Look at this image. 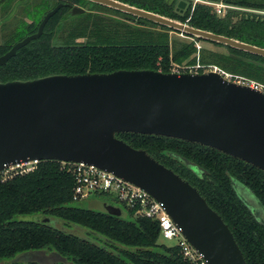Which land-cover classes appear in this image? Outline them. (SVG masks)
<instances>
[{
	"label": "trees",
	"instance_id": "obj_1",
	"mask_svg": "<svg viewBox=\"0 0 264 264\" xmlns=\"http://www.w3.org/2000/svg\"><path fill=\"white\" fill-rule=\"evenodd\" d=\"M119 1L264 48V0H210L232 6L223 16L212 6L193 5L191 0H184L182 11L177 10L180 0ZM58 3L67 5L49 18L43 33L0 66L1 82L119 69L166 73L172 62L194 63V41H202L170 39L168 33L173 30L167 27L87 0H0L2 23L14 20L0 43V55L36 32L44 14ZM71 6L84 12L72 14ZM214 45L227 54L212 52L206 57L264 84V57ZM116 137L145 150L196 187L232 232L246 264H264V220L257 218L241 196L248 190L264 216L262 170L217 149L177 138L130 132ZM2 174L0 171V264H46L13 261L30 250L53 252L58 256L54 264H187L177 246L159 241L155 221L133 217L131 211L119 217L74 204L69 164L42 160L28 172L12 173L5 179ZM96 198L110 202L104 194ZM30 215L57 218L76 231L27 219Z\"/></svg>",
	"mask_w": 264,
	"mask_h": 264
},
{
	"label": "water",
	"instance_id": "obj_2",
	"mask_svg": "<svg viewBox=\"0 0 264 264\" xmlns=\"http://www.w3.org/2000/svg\"><path fill=\"white\" fill-rule=\"evenodd\" d=\"M87 1L148 20L191 39L264 57L263 47L119 0ZM64 5L67 4L58 3L46 12L36 32L0 55V66L18 49L37 39L49 18ZM185 5L180 0L177 10L182 11ZM82 12L83 8L71 6L72 14ZM127 132L205 145L264 172V93L228 81L219 73L119 69L0 81V171L21 162L42 160L94 165L162 202L207 264H246L232 232L196 187L145 150L133 148L116 137ZM190 167L194 168L192 164ZM248 192L244 191L246 195ZM89 205V209L109 215L126 214L120 207L97 199ZM35 220L48 222L50 217L41 215Z\"/></svg>",
	"mask_w": 264,
	"mask_h": 264
},
{
	"label": "built area",
	"instance_id": "obj_3",
	"mask_svg": "<svg viewBox=\"0 0 264 264\" xmlns=\"http://www.w3.org/2000/svg\"><path fill=\"white\" fill-rule=\"evenodd\" d=\"M191 1L193 5L196 3H203L212 6L213 11L219 16H223L227 9L232 8V6L222 1ZM210 71L219 73L228 81L249 85L264 93V87L252 82L246 83L244 81H234L230 75L221 71L216 66L209 67L208 69H201V67L197 65L194 69L188 70L173 66L170 72L206 73ZM37 162L38 161L21 162L5 168L2 170V173L13 170L8 175L10 176L12 173L28 172L33 169ZM61 163L63 165L69 164L70 170L74 176V185L72 188L73 201L86 199L90 196L96 197L98 194H104L110 199V202H106L120 207L126 213L131 211L133 217L148 218L155 221L159 228V240L167 242L168 245L177 246L182 258L187 264H207L203 255L193 248L182 234L181 228L173 222L166 212L163 203L154 199L145 190L112 174L111 172L101 170L94 165H87L84 163ZM5 178L6 177H2V179Z\"/></svg>",
	"mask_w": 264,
	"mask_h": 264
},
{
	"label": "rangeland",
	"instance_id": "obj_4",
	"mask_svg": "<svg viewBox=\"0 0 264 264\" xmlns=\"http://www.w3.org/2000/svg\"><path fill=\"white\" fill-rule=\"evenodd\" d=\"M1 14V13H0ZM17 17H20L19 14H17ZM3 14L0 15V43H4V37L5 35L10 32L11 29V25L13 24L14 20H10L7 23H2L3 21ZM124 20V19H123ZM125 22H128L130 24H132L130 21L128 20H124ZM144 27L146 28H154L157 29L155 27H151L149 25H145ZM168 36L170 37V39H178V41H182V42H188V41H194L191 38L185 37L181 34L178 33H174V32H169ZM194 45L196 47V51L191 55V58H195L194 63L188 62L187 60L182 62V63H174L172 62V67H179L182 69H194L197 65H199L201 67V69H208L209 67L212 66H216L218 69H220L221 71L227 73L228 75L231 76L232 80L234 81H239V82H246V83H255L258 84L259 86L264 87V84L243 74H240L238 72H233L230 70H226L224 69L220 64H218L214 58L211 57H206V55L212 53V52H218V53H222V54H227V52L224 50V48L219 47V46H215L212 43L209 42H204V41H194ZM202 50L204 53L202 54ZM202 56H205V58H202ZM190 58V59H191ZM194 170L198 171L195 167L193 168ZM13 170H9L6 171L2 174V177H7ZM243 198H245V202L249 204V206L251 207V209L254 211L256 210L258 216L261 218V220H264V216L261 215L262 213L258 210V208L255 206V202L253 201V196L251 195L250 192H248V194L246 195L245 193H242L241 195ZM96 199L95 196H90L86 199H82V200H78V201H74L73 203L79 206H83V207H90L89 202L91 200ZM41 216V215H40ZM27 219H35L36 217H34V215H30L26 217ZM49 225L54 226V227H58V228H63L64 230H73L76 231L75 227L72 226H68L66 224H63V222H61L60 220H58L57 218H50V220L48 221ZM160 242H163L162 240H159ZM168 244L167 242H163ZM14 259H17L18 261L16 262H23V263H27V262H38V263H46V264H54L56 262V260L58 259V256L56 254H54L53 252L50 251H44V250H30V251H26L23 253H20L18 255H16V257H14Z\"/></svg>",
	"mask_w": 264,
	"mask_h": 264
},
{
	"label": "flooded vegetation",
	"instance_id": "obj_5",
	"mask_svg": "<svg viewBox=\"0 0 264 264\" xmlns=\"http://www.w3.org/2000/svg\"><path fill=\"white\" fill-rule=\"evenodd\" d=\"M96 199H97V200H100V201H105V200H102L101 198H96ZM105 202H106V201H105ZM254 211H255V213H256L257 218H258L260 221H262L261 218L258 216L256 210H254Z\"/></svg>",
	"mask_w": 264,
	"mask_h": 264
}]
</instances>
